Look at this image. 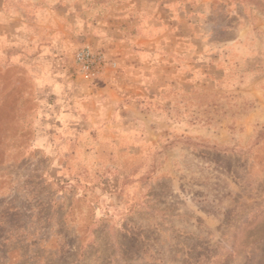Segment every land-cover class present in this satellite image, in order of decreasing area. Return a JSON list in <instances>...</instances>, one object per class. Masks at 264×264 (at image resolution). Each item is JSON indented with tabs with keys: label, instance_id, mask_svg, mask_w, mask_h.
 Wrapping results in <instances>:
<instances>
[{
	"label": "rangeland",
	"instance_id": "1",
	"mask_svg": "<svg viewBox=\"0 0 264 264\" xmlns=\"http://www.w3.org/2000/svg\"><path fill=\"white\" fill-rule=\"evenodd\" d=\"M0 264H264V0H0Z\"/></svg>",
	"mask_w": 264,
	"mask_h": 264
},
{
	"label": "built area",
	"instance_id": "2",
	"mask_svg": "<svg viewBox=\"0 0 264 264\" xmlns=\"http://www.w3.org/2000/svg\"><path fill=\"white\" fill-rule=\"evenodd\" d=\"M73 60L86 77L96 76L103 66V56L94 49L84 46L74 52Z\"/></svg>",
	"mask_w": 264,
	"mask_h": 264
},
{
	"label": "crops",
	"instance_id": "3",
	"mask_svg": "<svg viewBox=\"0 0 264 264\" xmlns=\"http://www.w3.org/2000/svg\"><path fill=\"white\" fill-rule=\"evenodd\" d=\"M124 21V20H123ZM167 21L168 24H170L172 22V20H145V24L146 25H153V24H165ZM125 22V21H124ZM136 22V23H135ZM138 22H141L139 20H133L131 21V24L133 27L135 26H138V24L140 25L141 23H138ZM126 25L128 26L129 25V22H126ZM165 27V26H164ZM134 35L131 36V40L133 41V43L137 44V45H145L146 43H149L150 45L153 44L154 42H156V37L155 36H151V35H142V33H140V30L138 31H134ZM165 42V41H163Z\"/></svg>",
	"mask_w": 264,
	"mask_h": 264
}]
</instances>
